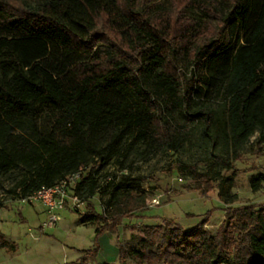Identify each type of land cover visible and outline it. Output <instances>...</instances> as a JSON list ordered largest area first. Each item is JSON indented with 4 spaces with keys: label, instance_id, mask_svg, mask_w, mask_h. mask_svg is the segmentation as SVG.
Returning <instances> with one entry per match:
<instances>
[{
    "label": "trees",
    "instance_id": "1",
    "mask_svg": "<svg viewBox=\"0 0 264 264\" xmlns=\"http://www.w3.org/2000/svg\"><path fill=\"white\" fill-rule=\"evenodd\" d=\"M20 43L43 51L26 57ZM0 46V178L17 173L10 193L24 200L80 173L97 246L71 264H91L100 238L147 206L145 178L103 185L100 171L138 146L178 153L195 139L206 170H179L200 195L216 190L224 221L212 233L210 212L189 230L163 219L118 244L117 264H264V206L233 207L232 192L250 139L264 151V0H0ZM255 171L253 193L264 169L244 170ZM16 248L0 233L1 250Z\"/></svg>",
    "mask_w": 264,
    "mask_h": 264
},
{
    "label": "rangeland",
    "instance_id": "2",
    "mask_svg": "<svg viewBox=\"0 0 264 264\" xmlns=\"http://www.w3.org/2000/svg\"><path fill=\"white\" fill-rule=\"evenodd\" d=\"M14 49L26 57H35L43 51L39 43H20ZM256 137L250 139L242 160L233 163L236 179L232 192L238 196L233 207L249 203L264 206V185L257 193H253L249 186L251 176L258 172H244L254 164L264 169V151L259 158L256 157ZM207 158L195 139L185 144L178 153L164 151L147 156L143 153V147L138 146L123 168L113 159L102 169L100 176L103 185L108 176L119 179L122 175L130 174L145 178L147 206L133 218L123 219L117 233H106L100 238L98 257L92 259L91 264H117L118 244L126 246L144 238L142 229L158 225L163 219H171L184 230H189L210 212L206 228L214 233L224 221V206L218 200L216 190L207 196L200 195L191 180L179 170L183 163H191L200 171H205ZM17 178V173L0 178V233L17 246L15 252L0 249V264H71L81 256L80 251L97 246L94 224L83 221V202L78 211L59 212L60 222L54 227L45 228L43 224L47 217L44 207L38 202L23 203L15 194L10 193ZM217 184L218 181H215L213 186ZM107 199V195L97 191L89 202L101 212Z\"/></svg>",
    "mask_w": 264,
    "mask_h": 264
},
{
    "label": "built area",
    "instance_id": "3",
    "mask_svg": "<svg viewBox=\"0 0 264 264\" xmlns=\"http://www.w3.org/2000/svg\"><path fill=\"white\" fill-rule=\"evenodd\" d=\"M80 173L70 175L53 187H43L32 196L22 200L23 203H40L44 207L47 220L43 227H54L60 222L59 212L78 211L81 200L76 194Z\"/></svg>",
    "mask_w": 264,
    "mask_h": 264
}]
</instances>
